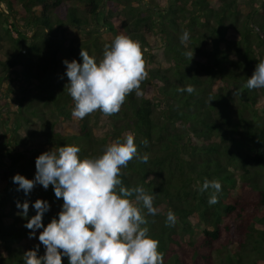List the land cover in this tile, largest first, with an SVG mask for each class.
<instances>
[{"label":"trees","instance_id":"1","mask_svg":"<svg viewBox=\"0 0 264 264\" xmlns=\"http://www.w3.org/2000/svg\"><path fill=\"white\" fill-rule=\"evenodd\" d=\"M103 1L22 0L21 12L29 13L26 22L38 29L30 37L10 13L13 2L0 0L8 7L6 12L0 5V50L4 42H11L6 58L0 55V86L14 75L23 79L24 91L12 98V128L16 138L21 137L17 144L25 146L13 153L0 140V151L12 160L7 169L0 162V264H23V253L37 246L38 256L45 252L38 239L42 229L29 238L17 201L29 202L28 219L36 214L37 199L48 201L45 226L59 218L63 200L55 197L51 185L45 190L37 184L26 196L12 180L16 174L34 179V156L40 151L35 142L78 146L82 159L103 154L105 139L94 135L93 115L82 120L71 115L74 104L64 90L68 78L63 60L82 63L83 48L98 61L104 46L121 32L139 41L148 78L141 84L144 94L133 91L114 114L113 134L122 138L124 131L131 132L138 155L148 154L149 159L142 163L133 158L119 178L125 187L142 185L155 195L154 206L160 210L156 216L138 206L148 221V235L159 241L164 264H264V111L256 108L264 89L246 87L258 60L264 59V53L256 56L254 45L264 46V0L252 26L249 18L259 0H216L215 5L209 0H171L168 11L167 5L159 4L151 5L163 10L145 11L140 0L139 5L135 0ZM229 30L239 39L228 41ZM185 31L189 38L182 43ZM160 36L165 52L157 57L155 37ZM149 48L152 53H147ZM189 52L194 53L192 59ZM220 79L229 86L215 89ZM187 85L194 86L192 94L178 91ZM4 112L0 102V126ZM32 138L34 156L26 150ZM145 139L147 145L142 143ZM205 178L222 185L216 204L208 203L213 190L200 191ZM169 210L176 216L172 227L165 226ZM62 264H68L67 257H62Z\"/></svg>","mask_w":264,"mask_h":264},{"label":"clouds","instance_id":"2","mask_svg":"<svg viewBox=\"0 0 264 264\" xmlns=\"http://www.w3.org/2000/svg\"><path fill=\"white\" fill-rule=\"evenodd\" d=\"M189 38L187 31L181 36L184 43ZM193 52L186 53L192 59ZM82 63L65 59L68 83L64 90L71 97L74 107L71 115L82 120L93 112L104 116L117 114L126 97L133 91L137 96L144 93L141 84L148 78L146 61L139 41L121 32L111 44H106L98 61L81 48ZM250 90L264 89V59H259L248 78ZM192 94L194 86L178 88ZM147 145L148 141H142ZM80 148L75 145L59 146L41 153L35 159L34 179L16 174L13 183L18 191L27 196L39 184L45 190L51 185L57 199L63 204L58 219L53 217L46 226L43 216L50 210L48 201L37 199L33 208L36 214L28 219L29 202L17 201L22 209L24 225L30 230L29 238L38 239L45 247L42 256L39 248L23 253V264H164V254L158 251L159 241L148 235L147 215L156 216L160 210L154 206L155 195L149 194L142 185L131 188L123 186L121 169L133 158L147 163L148 154L138 155L134 135L126 132L122 138L111 141L103 154L95 158H81ZM213 190L209 205L218 203L222 185L218 180L205 178L200 191ZM134 197V200L132 199ZM173 211L166 213L165 226H175Z\"/></svg>","mask_w":264,"mask_h":264},{"label":"rangeland","instance_id":"3","mask_svg":"<svg viewBox=\"0 0 264 264\" xmlns=\"http://www.w3.org/2000/svg\"><path fill=\"white\" fill-rule=\"evenodd\" d=\"M11 1L13 2L12 5H13L14 10L10 11V13L13 15L15 20L18 21V23L21 26L24 27V25H25V27H26L25 31L27 32L28 35H30V37H32L33 31L37 32L38 29L37 28L33 29L34 25H28V23L26 22V19L24 18V16L26 18L29 17V13L28 12L27 13L21 12V10H22L21 7L23 5L22 0H11ZM137 1L138 0H135L133 2H135L136 5H139ZM209 1L212 3V5H215V3H216V0H209ZM144 2L147 5H151V4H153V5L159 4L160 6L168 5V0H144ZM75 4H76V2H75ZM122 4L124 5V3H122ZM0 5H1L3 10H5L6 12L8 11L7 10L8 7H7L6 2L5 3H0ZM256 6H258V4ZM242 7H243V13H245L246 10L248 9V7L246 6V4L243 5ZM60 14H61V16L65 15L64 12H61ZM27 21H28V19H27ZM161 23H162L161 19H158L156 21V26H157L156 29L158 30L159 33L162 32V31H160V24ZM181 26H182V28H186V24H184V23ZM67 27L70 28V26H67ZM161 28H162V26H161ZM103 30L105 31L106 29L103 28ZM72 31L77 33L79 35V37L82 35V32L79 31V30H72ZM40 33H43V32H40ZM71 33L72 32H70V34ZM260 33H261V36L264 37V33H262L261 31H260ZM12 34L15 37L17 36V33L14 32V31L12 32ZM163 36L155 37L156 40L158 41V44H155V47L157 48V50H155V53H156L157 57H159L160 55L164 56L165 49L163 47L164 44H162V39L164 38ZM253 36H254V34L252 35V38H253ZM236 39H239V37L236 36L235 30H229L228 34H227V40L228 41H235ZM254 45H255V53H256L257 57L259 56L260 53H264V46L261 43H259V44L258 43H254ZM232 48L234 49V47H232ZM10 49H11V42L10 41L4 42L3 47H1V50H0V55L3 56L4 59H5L7 54H8V51H10ZM152 51H153V49L149 48L147 50V53H152ZM152 64H153L152 66L154 67L155 66V62L152 63ZM253 71H254V69L251 71V73H253ZM13 77H14V80H12L10 78V79L6 80L4 83H2V85L0 86V95H3V96H1L2 98L0 97V99H1L0 102H2L3 105H5V108H6V112H4V116H3L4 121H3L2 126H0V140L6 142L5 143V150L7 149L8 151H12L14 153V150H16V149H18L20 151H24L25 146H21L22 142H21V144H17V143H19L18 139H21V137H17L16 138V136H15V134L13 132V128H12L13 127L12 124H13V120H14V115H15L14 113H15V109H16V102L14 100H12V98L16 97V95H18L16 91H21V90L24 91V88L21 87V85L23 84V81H22L23 79L20 78V77H18L16 79L15 75ZM28 84L25 83V85H28ZM228 84L229 83L225 82L224 79H220V80H217L215 82L214 88L218 89V88H221V87H227V86H229ZM28 86H31V85L29 84ZM230 88L232 89V87H230ZM146 91L150 95L151 92L153 91V88L150 87L149 89H146ZM144 92H145V90H144ZM2 99H4V100H2ZM236 107H237V104L232 105V108H236ZM256 108H258L260 111H264V96H261L259 98V100H258V102L256 104ZM159 110L160 109L156 108V112H155V118L156 119H159V118L162 117V115H161ZM248 112L246 111V114H249ZM92 115H93V117L91 119V125H92V128H93V133H94L95 136L103 137V139H105L104 141H105V147H106L111 141L116 139L114 137L115 135L113 134L114 123H115V119H116L115 115L104 116L101 112H93ZM118 123H122V120L119 119ZM126 132H129V131L126 130V131L123 132V134H125ZM26 133L23 134V135L25 136ZM24 136H22V137H24ZM34 141H35L34 138L30 139L29 145H28L26 150L30 151L29 153L31 155V153H32L31 151L33 150L32 148L36 145L38 147V149L40 150V151H38L36 153V155H35V153H32V156L35 155L34 157H36V158L41 153H43L45 151H48V150H50V149L55 147V145H53L52 143L42 144L41 142H35V145H34ZM0 152H1L0 153V155H1L0 156V162H1L2 166H3V168L7 169V168H9L10 163H12V160L5 156V152L4 151L3 152L0 151ZM34 157L32 159H34ZM30 165H32V164H30ZM39 186H41V185H39ZM27 242H29V241H27Z\"/></svg>","mask_w":264,"mask_h":264},{"label":"water","instance_id":"4","mask_svg":"<svg viewBox=\"0 0 264 264\" xmlns=\"http://www.w3.org/2000/svg\"><path fill=\"white\" fill-rule=\"evenodd\" d=\"M106 0L103 1V3L105 2ZM170 1L171 0H168V5L166 7V10L168 11L169 10V6H170ZM139 2H141V6L144 10H148V9H155L157 11L159 10H163V8L159 7V6H153V5H147L144 0H140ZM262 5H263V0H259V5L252 11L251 13V16L249 18V25H253V17L255 15V13L260 10L262 8ZM86 26H83V28H85ZM47 31L49 32V29H47ZM30 36V35H29ZM58 39H61L62 38V35L61 33L59 34V36H56Z\"/></svg>","mask_w":264,"mask_h":264}]
</instances>
